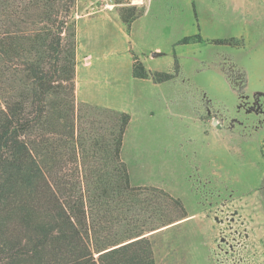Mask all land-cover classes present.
<instances>
[{
	"label": "rangeland",
	"instance_id": "374dc122",
	"mask_svg": "<svg viewBox=\"0 0 264 264\" xmlns=\"http://www.w3.org/2000/svg\"><path fill=\"white\" fill-rule=\"evenodd\" d=\"M112 1L127 17L132 9L139 11L136 0ZM101 2L107 1L75 0L71 10L76 123L85 138L101 132L109 139L113 111H120L76 98L79 47L90 57L92 99L125 103L133 113L132 131L139 135L134 141L128 136L129 163L122 159L130 166L131 184L148 188L137 197L155 204L136 216V229L149 239L155 264H264V0L180 2L179 17H166L158 28L169 51L159 57L160 72L174 74L175 66L177 71L156 85L133 77L134 63L144 67L141 58L156 38L128 49L125 30L120 40L117 34L98 47L85 38L84 20L76 30V11ZM190 19L201 32L183 37L194 30ZM100 38L104 42L108 34ZM151 187L178 198L185 215L178 217V206ZM160 220L165 224L153 229Z\"/></svg>",
	"mask_w": 264,
	"mask_h": 264
},
{
	"label": "trees",
	"instance_id": "16d2710c",
	"mask_svg": "<svg viewBox=\"0 0 264 264\" xmlns=\"http://www.w3.org/2000/svg\"><path fill=\"white\" fill-rule=\"evenodd\" d=\"M74 2L0 0V264H155L136 229L138 210L155 204L137 197L148 188L131 184L121 157L130 115L113 111L109 139L76 123ZM120 15L128 24L137 13ZM174 74L133 65L156 82Z\"/></svg>",
	"mask_w": 264,
	"mask_h": 264
},
{
	"label": "crops",
	"instance_id": "0c3cea01",
	"mask_svg": "<svg viewBox=\"0 0 264 264\" xmlns=\"http://www.w3.org/2000/svg\"><path fill=\"white\" fill-rule=\"evenodd\" d=\"M107 2H101L99 5H96L94 7H91L89 10H85L84 12H77L76 11V30H78V24L80 20H84L85 22V38L92 43L94 46L97 45L98 47H101V44L108 43L109 39L112 41H115L117 39V34L119 35V40L122 34L125 33V30H129V34L127 36V42L129 45L127 46L128 49H140V44L143 42V40L148 38H153L155 41H153L148 47V55H144L142 58L140 57L142 52L138 53V57L141 58V61L149 72H155V71H164L161 65V60H159L160 56H164L166 52H169L166 50V48H163L162 40L158 39V36H163V31L161 29H158L164 23L166 22V17H174L177 19L180 14L179 5L180 2H184V5H190L192 3V0H136L137 3H133V6L135 5L137 9L139 10L137 15L131 19V21L127 24L122 20V17L118 11V4L114 1L110 0L111 2H108L109 0H104ZM175 20V19H174ZM192 24V29H194L192 32H184L182 35L189 36L192 34H196L198 31H200L199 24L196 19H190ZM199 21V19H198ZM197 23V24H196ZM112 27V29H111ZM78 32V31H77ZM201 32V31H200ZM192 33V34H191ZM108 34V38L105 39L104 42H100L101 35ZM114 36V37H113ZM203 37H206L204 34H202ZM122 38V37H121ZM90 39L93 40L90 41ZM96 40L99 42L96 43ZM180 41L179 38H177L174 43H178ZM166 50V52H165ZM138 52V51H137ZM155 53V54H154ZM179 55V54H177ZM133 57V56H131ZM133 62V59L131 60ZM167 64L168 70H171L173 67V62L168 61ZM83 67V74L80 75L81 67ZM91 66L90 57L82 54V51H79V47L76 52V69H75V92H76V98L80 101H84L90 104L94 105H100L108 108H114L116 110L125 111L128 112L131 116L130 122L128 124V127L126 128V132L124 134V140H123V146H122V158L129 163L128 159L125 157V146L127 142L128 136H132V141L135 140V135H139V131L135 130L132 131V123L134 120L133 113L130 111V109L127 107V104L125 103H117L115 106L108 105V104H102L96 102L94 99H92V93H91V84H90V78L92 75L91 69H88ZM134 77V76H133ZM135 80L138 81H144V82H150L153 85H156L160 82L154 81L151 77L146 78H138L134 77ZM101 93V91H99ZM130 130V133H129ZM128 168L130 169V166L128 165ZM130 171V170H129ZM131 176V172H130Z\"/></svg>",
	"mask_w": 264,
	"mask_h": 264
},
{
	"label": "water",
	"instance_id": "95a60500",
	"mask_svg": "<svg viewBox=\"0 0 264 264\" xmlns=\"http://www.w3.org/2000/svg\"><path fill=\"white\" fill-rule=\"evenodd\" d=\"M155 54V53H154Z\"/></svg>",
	"mask_w": 264,
	"mask_h": 264
}]
</instances>
